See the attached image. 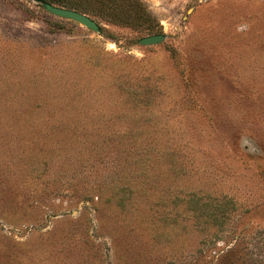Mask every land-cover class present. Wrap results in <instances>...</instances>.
I'll return each instance as SVG.
<instances>
[{"label": "rangeland", "instance_id": "1", "mask_svg": "<svg viewBox=\"0 0 264 264\" xmlns=\"http://www.w3.org/2000/svg\"><path fill=\"white\" fill-rule=\"evenodd\" d=\"M74 1L0 0V264H264V0Z\"/></svg>", "mask_w": 264, "mask_h": 264}, {"label": "water", "instance_id": "2", "mask_svg": "<svg viewBox=\"0 0 264 264\" xmlns=\"http://www.w3.org/2000/svg\"><path fill=\"white\" fill-rule=\"evenodd\" d=\"M39 2L45 10L54 14L56 16L67 18L70 20H74L87 28H90L94 31H99L98 24L86 14L79 12L72 8L62 7L55 4H51L45 1H37ZM165 38L163 33H157L152 35L143 36L139 39L140 44L143 45H152L161 42Z\"/></svg>", "mask_w": 264, "mask_h": 264}, {"label": "trees", "instance_id": "3", "mask_svg": "<svg viewBox=\"0 0 264 264\" xmlns=\"http://www.w3.org/2000/svg\"><path fill=\"white\" fill-rule=\"evenodd\" d=\"M36 1H45V2H48L51 4L70 7V8H78V6H79V4H77L74 0H36Z\"/></svg>", "mask_w": 264, "mask_h": 264}]
</instances>
